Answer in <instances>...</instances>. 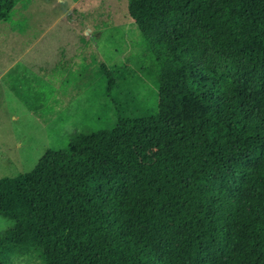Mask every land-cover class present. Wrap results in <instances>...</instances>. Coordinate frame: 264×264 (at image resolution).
<instances>
[{
  "label": "trees",
  "instance_id": "trees-1",
  "mask_svg": "<svg viewBox=\"0 0 264 264\" xmlns=\"http://www.w3.org/2000/svg\"><path fill=\"white\" fill-rule=\"evenodd\" d=\"M22 0H0V22ZM158 69L157 112L117 107L28 173L0 179V264H264V0H130ZM39 109V106H36ZM164 169L201 204L200 227L159 219L144 170Z\"/></svg>",
  "mask_w": 264,
  "mask_h": 264
},
{
  "label": "rangeland",
  "instance_id": "rangeland-1",
  "mask_svg": "<svg viewBox=\"0 0 264 264\" xmlns=\"http://www.w3.org/2000/svg\"><path fill=\"white\" fill-rule=\"evenodd\" d=\"M130 0H22L0 22V179L30 172L86 127L128 142L116 126L100 65L115 73L113 98L132 119L157 112L158 69L128 15ZM39 106V109L36 108ZM147 172L153 216L200 227L201 204L168 171ZM13 223L0 217V235ZM14 264H38L16 260Z\"/></svg>",
  "mask_w": 264,
  "mask_h": 264
}]
</instances>
